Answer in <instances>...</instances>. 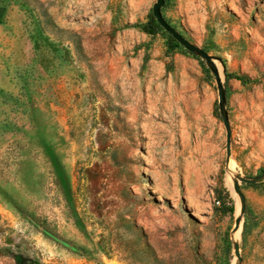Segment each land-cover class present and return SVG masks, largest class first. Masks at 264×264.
Instances as JSON below:
<instances>
[{
    "label": "rangeland",
    "instance_id": "374dc122",
    "mask_svg": "<svg viewBox=\"0 0 264 264\" xmlns=\"http://www.w3.org/2000/svg\"><path fill=\"white\" fill-rule=\"evenodd\" d=\"M155 2L0 0V264H264V0L161 8L223 108Z\"/></svg>",
    "mask_w": 264,
    "mask_h": 264
},
{
    "label": "water",
    "instance_id": "95a60500",
    "mask_svg": "<svg viewBox=\"0 0 264 264\" xmlns=\"http://www.w3.org/2000/svg\"><path fill=\"white\" fill-rule=\"evenodd\" d=\"M165 3V0H156V2L152 6V16L155 19L156 23L166 32L168 33L180 46H182L186 51L193 55H197L200 58L204 59L206 64L208 65L209 69L212 71V73L215 76L218 91H219V102L220 107L223 108V104L225 101L224 97V90L217 72V69L212 62L211 58L201 49L193 46L188 41H186L180 34H178L163 18L161 14V8L163 7ZM224 124L226 128L228 129V121L225 119ZM235 191L239 194L240 200H241V207H240V214L244 213L245 209V202L244 198L241 195L237 185H235ZM241 226V219L237 218L235 220V231H238ZM235 256L239 261H241L240 253H239V247L235 246Z\"/></svg>",
    "mask_w": 264,
    "mask_h": 264
},
{
    "label": "trees",
    "instance_id": "16d2710c",
    "mask_svg": "<svg viewBox=\"0 0 264 264\" xmlns=\"http://www.w3.org/2000/svg\"><path fill=\"white\" fill-rule=\"evenodd\" d=\"M4 14V9L0 8V21L3 17ZM159 30H161V27L156 23L155 19L153 18L152 15L149 16V19L147 21V23L144 25L143 27V31L148 34V35H155ZM169 42L170 43H174V45H171L172 47H177L178 43L171 37L169 36ZM193 55V54H192ZM195 57H197V55H193ZM227 79H234L237 81H241L242 78L240 76L234 75V74H228L226 75ZM224 200H227V202L229 203L228 207H224L225 201H223V212L224 213H231L233 211V206L231 205V202L228 199V196L225 195ZM14 259V263L15 264H25L23 258L21 255H15L13 257Z\"/></svg>",
    "mask_w": 264,
    "mask_h": 264
},
{
    "label": "bare ground",
    "instance_id": "6f19581e",
    "mask_svg": "<svg viewBox=\"0 0 264 264\" xmlns=\"http://www.w3.org/2000/svg\"><path fill=\"white\" fill-rule=\"evenodd\" d=\"M232 175V174H231ZM240 203H239V205H237V212H238V214L240 213ZM237 231H235L234 233H236ZM235 237H237V234H236V236Z\"/></svg>",
    "mask_w": 264,
    "mask_h": 264
}]
</instances>
